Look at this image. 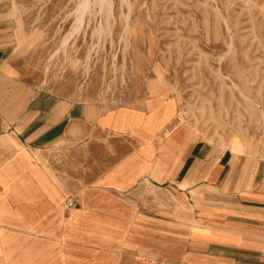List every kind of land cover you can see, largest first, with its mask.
<instances>
[{"label":"crops","instance_id":"crops-1","mask_svg":"<svg viewBox=\"0 0 264 264\" xmlns=\"http://www.w3.org/2000/svg\"><path fill=\"white\" fill-rule=\"evenodd\" d=\"M0 1V264H264V158L23 81ZM72 203L67 206V202Z\"/></svg>","mask_w":264,"mask_h":264},{"label":"rangeland","instance_id":"rangeland-1","mask_svg":"<svg viewBox=\"0 0 264 264\" xmlns=\"http://www.w3.org/2000/svg\"><path fill=\"white\" fill-rule=\"evenodd\" d=\"M0 1L23 81L100 109L172 98L173 124L264 158V0Z\"/></svg>","mask_w":264,"mask_h":264},{"label":"bare ground","instance_id":"bare-ground-1","mask_svg":"<svg viewBox=\"0 0 264 264\" xmlns=\"http://www.w3.org/2000/svg\"><path fill=\"white\" fill-rule=\"evenodd\" d=\"M87 1L89 2V0H85V2L83 3V5L79 8L81 12H83V11L85 10L84 7L87 8V6H88ZM102 1H103V0H101V2H102ZM80 11H79V12H80ZM80 14H81V13H80Z\"/></svg>","mask_w":264,"mask_h":264},{"label":"built area","instance_id":"built-area-1","mask_svg":"<svg viewBox=\"0 0 264 264\" xmlns=\"http://www.w3.org/2000/svg\"><path fill=\"white\" fill-rule=\"evenodd\" d=\"M72 203L70 201L67 202V206H71Z\"/></svg>","mask_w":264,"mask_h":264}]
</instances>
